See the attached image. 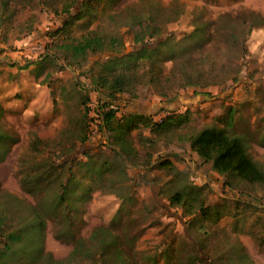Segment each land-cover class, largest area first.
I'll use <instances>...</instances> for the list:
<instances>
[{
	"label": "rangeland",
	"instance_id": "rangeland-1",
	"mask_svg": "<svg viewBox=\"0 0 264 264\" xmlns=\"http://www.w3.org/2000/svg\"><path fill=\"white\" fill-rule=\"evenodd\" d=\"M80 1L0 0V214L6 219L0 232L19 226L35 204L46 224L34 264H101L86 246L57 262L70 254L74 238L98 225L117 235L129 264H150L151 255L157 264H264V183L228 179L188 139L217 124L242 136L264 170V0H89L88 11L59 31ZM145 28L157 30L136 42ZM90 35L101 36L103 47L73 53L71 44ZM136 45L147 50L127 70L126 89L107 95L93 81L101 63ZM187 76L200 84L184 86ZM34 80L47 97L37 105L21 88V81ZM109 108L135 123L123 148L104 127ZM229 108L231 126L224 123ZM168 116L170 123L155 125ZM51 160L55 167L42 187H24L27 170L44 172ZM57 172L74 187L69 229L60 207H45L57 191ZM177 190L191 196L188 211L171 201ZM105 263L115 264V257Z\"/></svg>",
	"mask_w": 264,
	"mask_h": 264
},
{
	"label": "trees",
	"instance_id": "trees-1",
	"mask_svg": "<svg viewBox=\"0 0 264 264\" xmlns=\"http://www.w3.org/2000/svg\"><path fill=\"white\" fill-rule=\"evenodd\" d=\"M89 0H81L79 3V10L74 13L68 12L67 16L63 19L59 31L66 29L69 24L75 19L83 16L88 10L87 5ZM264 20V19H262ZM264 22V21H263ZM141 23V22H140ZM250 27L255 24V22H250ZM145 28L141 33L134 35V40L140 42L144 40L145 34L153 35L155 30H146ZM148 31L147 33H145ZM184 41L182 38L179 42ZM179 42L177 44H179ZM191 43V42H190ZM176 44V45H177ZM239 46L242 45V40L238 41ZM199 45V44H197ZM139 47L134 48L127 53H122L119 56H114L107 62L101 63L100 74L93 79L95 84L104 85L107 88V95L112 96L117 90L126 89L124 84L127 79V70L135 69L138 60L145 53L147 47L143 45H138ZM102 37L98 35L86 36L83 39H79L71 44L73 53L81 54L88 50L95 51L101 49ZM241 51L243 47L240 48ZM111 50H113L111 48ZM175 49H171L170 52H174ZM105 52V51H104ZM107 53V52H106ZM108 55V53L106 54ZM190 57V55H189ZM185 58V57H184ZM158 59V57H155ZM113 60H118L123 62V66L120 70H117ZM99 60L96 61V63ZM153 63V62H152ZM161 64H159V68ZM107 70V71H106ZM155 70V71H153ZM161 70V69H160ZM106 71V73H104ZM149 71H152V76L156 79H160L159 69L150 67ZM188 73V72H186ZM189 76H187L188 78ZM190 78L183 83L186 85L200 84L198 81H190ZM207 83V82H205ZM189 109H186L182 114H179L180 120L187 119ZM104 127L106 130H110L108 137L115 144H120L121 148L125 143L128 144L124 133H129L130 128H132L135 123L132 122V117L126 116V120L115 115V110L113 108L106 109L102 112ZM171 117L163 119L155 125L162 126L165 123L171 122ZM220 119V118H219ZM232 120V109H227L224 123L227 126ZM164 123V124H163ZM82 141L86 138L82 136ZM189 145L192 150H194L200 157L205 160L211 161L212 168L218 173L224 174L228 179H239L248 182H259L264 183V170L260 167L259 163L250 155L247 150L246 144L242 136L236 133H231L224 127H220L217 124L205 125L195 133L189 135ZM169 160H163L160 164H169ZM55 167V163H49V167L44 172H31L28 171L24 174L21 179V183L26 187L27 185H32V189H38L42 187V181L49 178L51 173V168ZM61 177L60 173L57 172V177H53V181L58 180ZM52 179V178H51ZM70 179V178H69ZM74 190V187L70 185V180L64 183V180L58 182L57 191L54 195L45 202L46 209H53L55 207H60L62 217L64 218V226L66 229L70 228L71 223V210L72 202L68 199V192ZM35 191V190H34ZM88 192V188L84 192H80L81 197ZM172 202H180L185 211L192 204V198L187 191H175L171 197ZM197 200V199H196ZM199 210L203 213L205 208L199 203ZM33 208V210H32ZM218 213V211H216ZM215 214V220L218 214ZM5 216L0 214V231L3 230L5 225ZM46 224V217L41 213L35 204H31V214L24 217L21 224L16 228L8 230L6 234L3 235V239L0 240V264H11V263H27L34 264L39 261L42 256L43 250V239H44V227ZM57 236L58 234L55 233ZM83 246L87 248L84 251L93 253L95 260L98 258L101 264H106V257L112 254L115 257V264H129L131 259L125 255L124 249L118 245V237L112 232L108 226L98 225L94 227L87 237L78 236L73 240V246L70 250V254L65 258L58 259L57 262L70 261L71 258L80 253ZM150 264H157V258L155 255L149 257ZM169 264V263H168Z\"/></svg>",
	"mask_w": 264,
	"mask_h": 264
},
{
	"label": "crops",
	"instance_id": "crops-1",
	"mask_svg": "<svg viewBox=\"0 0 264 264\" xmlns=\"http://www.w3.org/2000/svg\"><path fill=\"white\" fill-rule=\"evenodd\" d=\"M29 83V82H28ZM33 84L27 85L26 82H22L21 81V88L22 89H26L27 90V94L32 98L31 102L35 103V105L38 104L39 100L44 97L45 100L47 99L46 97V90L45 87L43 85H39L35 80L30 82ZM9 96L6 99V102L8 103L7 107L13 108L12 106H14V104H16V98L11 95V93L8 94ZM34 105V106H35ZM6 106V105H5ZM36 107V106H35Z\"/></svg>",
	"mask_w": 264,
	"mask_h": 264
},
{
	"label": "water",
	"instance_id": "water-1",
	"mask_svg": "<svg viewBox=\"0 0 264 264\" xmlns=\"http://www.w3.org/2000/svg\"><path fill=\"white\" fill-rule=\"evenodd\" d=\"M137 47H139V46L136 45L134 48H137ZM194 97H197V96H194ZM194 97H191V99L194 98ZM180 101H183V99H182V98H179L175 103L178 104V103H180ZM161 104H162V103H161ZM163 104H164V103H163ZM163 104H162V105H163ZM164 106H165V105H164Z\"/></svg>",
	"mask_w": 264,
	"mask_h": 264
}]
</instances>
